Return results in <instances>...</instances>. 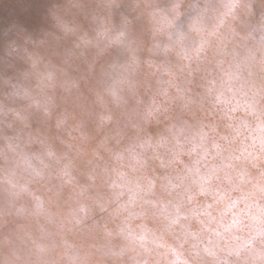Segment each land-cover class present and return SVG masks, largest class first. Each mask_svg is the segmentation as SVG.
Segmentation results:
<instances>
[{"label":"clouds","instance_id":"1","mask_svg":"<svg viewBox=\"0 0 264 264\" xmlns=\"http://www.w3.org/2000/svg\"><path fill=\"white\" fill-rule=\"evenodd\" d=\"M0 264H264V0H0Z\"/></svg>","mask_w":264,"mask_h":264}]
</instances>
